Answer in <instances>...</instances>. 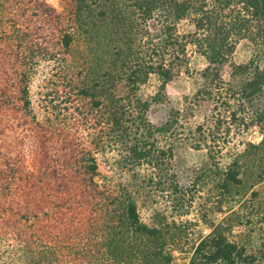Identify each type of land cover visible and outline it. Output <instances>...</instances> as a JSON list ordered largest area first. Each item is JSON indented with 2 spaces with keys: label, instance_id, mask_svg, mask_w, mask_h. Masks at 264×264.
Returning a JSON list of instances; mask_svg holds the SVG:
<instances>
[{
  "label": "rangeland",
  "instance_id": "374dc122",
  "mask_svg": "<svg viewBox=\"0 0 264 264\" xmlns=\"http://www.w3.org/2000/svg\"><path fill=\"white\" fill-rule=\"evenodd\" d=\"M167 3L0 0V264H25L16 255L28 244L53 251L58 264H115L97 237L112 220L126 232L123 206L110 197L122 186L170 264H206L210 250L196 249L217 236L253 257L238 264H264V147L249 148L264 135L250 123L264 96L250 105L240 96L253 68L264 71V55L240 40L218 77L193 47L172 60ZM175 27L191 30L184 20ZM248 63L243 75L233 68ZM136 98L167 129L154 144L152 156L165 153L154 170L133 161L137 139L112 124V107ZM236 163L239 182L225 184ZM125 236L150 248L141 235Z\"/></svg>",
  "mask_w": 264,
  "mask_h": 264
},
{
  "label": "trees",
  "instance_id": "16d2710c",
  "mask_svg": "<svg viewBox=\"0 0 264 264\" xmlns=\"http://www.w3.org/2000/svg\"><path fill=\"white\" fill-rule=\"evenodd\" d=\"M167 4L173 18V34L170 36L171 43L169 44L172 60H185L187 47H193L208 62L209 66L206 72L214 71V76L218 77L224 60H230L235 46L240 40L255 43L258 48L260 46L259 52L264 55V0H168ZM182 20L191 27V30L185 35H179L175 27ZM251 64L253 65V63H248L245 66H233V68L243 75L244 72L252 68ZM253 70L251 78L240 89L242 94L240 96L245 98L243 104L250 105L255 97L264 96V71H260L256 67ZM128 80L132 85L138 81L132 77H129ZM207 93L210 94V88ZM148 106L146 101L136 98L135 102L131 103V100L128 99L123 106L112 107L116 116L112 120V124L116 127V131L121 132L127 138H129L130 132L133 133L134 138L137 139V146L131 150L133 161L138 160L141 166L145 164L154 170L162 161L161 157L165 156L162 150H157V154L152 156L154 144L157 142V138L167 132V129L159 128L149 122L147 118ZM253 114L250 123L264 125V107L255 109ZM126 123L132 126L133 131L125 128L127 127ZM122 131H128V134L125 135ZM263 147L264 135L258 145L249 144V148L260 149ZM145 160L148 162H144ZM89 165L91 176L96 177L98 173L95 160L91 159ZM234 167H237V163L226 169L225 184L239 182L238 172L234 170ZM150 178L153 179V174H150ZM83 191L89 193L88 189L83 188ZM115 193L110 197L114 205L118 203L123 206L126 232L119 230V227L115 226L114 220L106 222L105 231L97 230V234L100 232L97 237L99 246L104 249L103 252H106L102 256L108 257V260L115 264H170V255L163 253L164 244L160 241L159 232L149 228L141 221L136 204L126 186L125 188L122 186ZM129 233L141 235L150 248L143 244L136 245L134 248L133 245H130L132 242L125 236ZM154 243L156 245L152 249L151 245ZM31 248V245L28 244L24 250L19 249L16 257L19 256L25 260V264H58L60 262L61 258L53 251L51 252L48 247L51 253L33 252ZM205 248L210 250L207 255H201V258L205 260L203 263L206 264L248 263L247 259H253L252 256H246L243 247L230 242L223 236L212 237L207 246L200 244L196 249V255H199Z\"/></svg>",
  "mask_w": 264,
  "mask_h": 264
}]
</instances>
